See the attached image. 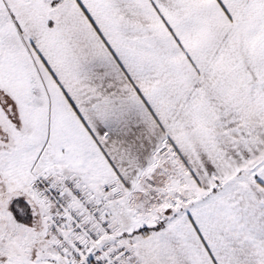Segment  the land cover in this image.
<instances>
[{
  "label": "snow or ice",
  "instance_id": "obj_1",
  "mask_svg": "<svg viewBox=\"0 0 264 264\" xmlns=\"http://www.w3.org/2000/svg\"><path fill=\"white\" fill-rule=\"evenodd\" d=\"M0 264H264V0H0Z\"/></svg>",
  "mask_w": 264,
  "mask_h": 264
}]
</instances>
